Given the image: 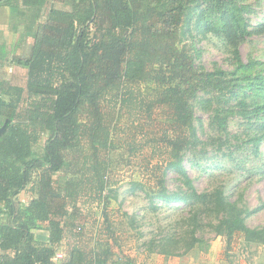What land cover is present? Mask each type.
Here are the masks:
<instances>
[{
    "label": "trees",
    "instance_id": "trees-1",
    "mask_svg": "<svg viewBox=\"0 0 264 264\" xmlns=\"http://www.w3.org/2000/svg\"><path fill=\"white\" fill-rule=\"evenodd\" d=\"M0 6L12 16L35 8L37 22L28 57L12 58L26 70L25 86L0 77V264H137L124 255L108 207L115 170L140 162L145 149L150 160L159 154L155 163L142 160L150 204H186L188 215L180 238L151 242L147 259L152 252L180 256L181 248L185 254L202 244L206 228L228 246L236 235L264 246V226L246 224L264 201L250 209L240 197L232 201L224 184L199 193L183 167L185 157L204 145L194 125L193 103L200 93L215 99L211 119L219 131H226L234 115L245 120V140L235 137L233 151L259 155L264 61L244 62L238 44L263 35L264 23L248 29V5L240 0H4ZM193 12H199L202 34L209 31L233 47L232 70L195 65L182 45ZM154 114L160 119L152 137L144 127ZM230 144L218 141L217 150L232 153ZM168 173L179 177L181 187L168 190ZM23 192L30 193L26 203L20 200ZM82 205L98 208L102 219L89 234L92 244L84 238V223H78Z\"/></svg>",
    "mask_w": 264,
    "mask_h": 264
},
{
    "label": "rangeland",
    "instance_id": "rangeland-1",
    "mask_svg": "<svg viewBox=\"0 0 264 264\" xmlns=\"http://www.w3.org/2000/svg\"><path fill=\"white\" fill-rule=\"evenodd\" d=\"M242 4L250 7V12L244 13L249 22V30L258 24L264 23V0H240ZM200 11V10H199ZM198 13L191 14V22L184 28L182 34V45H186L195 59L196 66H203L207 70L221 68L230 71L233 69V54L229 42L226 39L207 31L202 34L198 24ZM201 24H205L201 21ZM193 46L194 48H191ZM238 51L240 58L245 62L248 59L264 61V34L248 37L239 42ZM10 63L0 66V77L5 76L8 80L14 69L9 71ZM17 74L20 75L18 72ZM21 80V81H20ZM17 83L24 84V76L16 77ZM22 82V83H21ZM215 99L209 95L200 93L194 101V125L197 128L198 137L204 145H198L192 155H187L183 161V167L192 180L193 185L200 193L211 191L218 185H227L234 201L240 197L241 203L247 204L250 209L257 207L264 201V141L259 147V155L251 151H233L236 144L235 137L245 140V120L239 116H232L228 119L226 131H219L212 123L211 116L216 107ZM154 117V121L151 120ZM148 119L145 126V133L152 137L157 133L156 118L154 114ZM152 125V126H151ZM155 137V136H154ZM227 139L230 141L229 151L224 147L217 150L218 141ZM44 139L34 147L36 154L42 152ZM144 154L130 164L128 168L118 167L113 176V192L110 195L111 202L108 207V214L117 231L119 241L122 245L124 255L133 259L137 264H264V246L247 244L241 235H236L230 245L226 244L223 237L215 236L212 228H206L202 237V244L195 246L185 254L183 248L177 250L180 256L169 257L152 252L149 259L148 245L154 241L157 244L162 238L174 236L180 238L186 229L187 205L182 203L164 204L155 201L153 206L145 196L144 189L149 190L146 180L147 170L143 169L142 160H150V150H143ZM151 159L153 163L159 159V154ZM141 164V165H140ZM177 175L168 173L166 186L169 191L181 187ZM29 192L20 195L22 203H26ZM82 212L78 223H84L85 240L92 244V238L88 240L89 234L94 233L101 226L99 209L96 207L80 206ZM188 219V218H187ZM97 223V224H96ZM190 223V221H189ZM250 228L264 226V208L252 214L246 219ZM196 236H200L196 234ZM69 238L62 242L57 257L58 261L64 256ZM158 248L154 251L157 252ZM182 254V255H181Z\"/></svg>",
    "mask_w": 264,
    "mask_h": 264
},
{
    "label": "crops",
    "instance_id": "crops-1",
    "mask_svg": "<svg viewBox=\"0 0 264 264\" xmlns=\"http://www.w3.org/2000/svg\"><path fill=\"white\" fill-rule=\"evenodd\" d=\"M20 15L12 16L10 9L6 6H0V66L10 63L9 71L14 69L9 81L14 86L24 87L26 70L13 63V57L27 58L30 51L31 35L37 31L36 9L22 8ZM24 76V84L17 83L16 77L19 74ZM3 76V75H2ZM7 79L5 76H3ZM8 80V79H7ZM21 81V80H20ZM21 82V83H22Z\"/></svg>",
    "mask_w": 264,
    "mask_h": 264
},
{
    "label": "water",
    "instance_id": "water-1",
    "mask_svg": "<svg viewBox=\"0 0 264 264\" xmlns=\"http://www.w3.org/2000/svg\"><path fill=\"white\" fill-rule=\"evenodd\" d=\"M4 0H0V3L3 2Z\"/></svg>",
    "mask_w": 264,
    "mask_h": 264
},
{
    "label": "built area",
    "instance_id": "built-area-1",
    "mask_svg": "<svg viewBox=\"0 0 264 264\" xmlns=\"http://www.w3.org/2000/svg\"><path fill=\"white\" fill-rule=\"evenodd\" d=\"M60 255H58L57 257H59Z\"/></svg>",
    "mask_w": 264,
    "mask_h": 264
}]
</instances>
